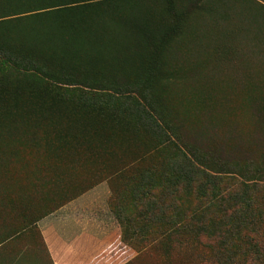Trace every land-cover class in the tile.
Wrapping results in <instances>:
<instances>
[{
  "label": "rangeland",
  "instance_id": "374dc122",
  "mask_svg": "<svg viewBox=\"0 0 264 264\" xmlns=\"http://www.w3.org/2000/svg\"><path fill=\"white\" fill-rule=\"evenodd\" d=\"M28 1L22 0V6L35 10L43 2L61 0L23 5ZM175 1H129L139 14L160 17L165 26L175 19L181 27L174 50L165 55L171 79L157 87L160 104L185 128L204 134L201 148L221 146L238 156H259L264 152V0H208L210 8L190 14L183 11V0ZM15 3L1 4L0 16ZM116 4L73 8L50 20L12 22L1 26L0 34L52 68L61 54L72 75L83 74L75 70L83 67L84 73L116 77L122 70L133 71L147 56L142 38L123 24L122 16L81 20L59 40L47 38L57 37L62 26L81 16L109 12ZM0 77L7 93L0 113V232L29 225L36 230L38 219L81 198L71 210L94 220L100 240L104 236L110 243L111 264H204L203 248L149 246L139 237L143 227L138 223L131 226L135 237L130 235L109 185L117 160L95 132L104 133L107 123L83 109L82 89L53 85L39 75L35 80L4 64ZM263 168H253L261 169L256 177L260 191L252 194L258 210L264 202ZM116 187L124 193L130 185L121 181ZM260 257L256 264H264V248Z\"/></svg>",
  "mask_w": 264,
  "mask_h": 264
},
{
  "label": "trees",
  "instance_id": "16d2710c",
  "mask_svg": "<svg viewBox=\"0 0 264 264\" xmlns=\"http://www.w3.org/2000/svg\"><path fill=\"white\" fill-rule=\"evenodd\" d=\"M5 1L1 0L0 5ZM17 1L10 12L0 16V27L21 20H50L73 8L117 2L109 12L86 14L65 24L57 37L40 36L59 40L81 20L122 16L123 24H128L145 43L146 58L138 61L133 71L125 69L111 78L103 73H84L83 67H75L83 74L72 75L67 72L69 65L61 54L55 58L56 68H52L43 58L25 54L15 46V40L0 34V64L25 72L35 80L39 75L53 85L82 89L83 109L105 118V132L96 129L95 132L108 147L107 152L117 160L109 185L117 200V213L130 235L135 237L131 226L138 223L143 227L137 231L142 243L149 246L175 243L192 252L203 248L206 251L200 259L204 264L260 262L264 248V202L258 210L257 198L252 194L260 191L256 177L261 169L253 168L264 167V152L254 157L238 156L221 146L205 150L201 148L204 134L185 128L160 104L157 87L171 79L170 60L165 55L169 49L174 50L181 32L176 24L179 21L172 19L165 26L160 17L139 14L129 6L130 0H61L54 5L46 1L35 10L22 6V0ZM183 2L185 14L211 7L208 0ZM32 3L38 2L29 0L23 5ZM3 80L0 77V113L7 99ZM70 99L71 96L65 102ZM231 167L240 170H230ZM121 181L130 185L129 191H117L116 184ZM192 192L196 197L194 204Z\"/></svg>",
  "mask_w": 264,
  "mask_h": 264
},
{
  "label": "crops",
  "instance_id": "0c3cea01",
  "mask_svg": "<svg viewBox=\"0 0 264 264\" xmlns=\"http://www.w3.org/2000/svg\"><path fill=\"white\" fill-rule=\"evenodd\" d=\"M74 201L38 219L36 230L0 232V264H111L109 241L92 218L72 211L81 198Z\"/></svg>",
  "mask_w": 264,
  "mask_h": 264
}]
</instances>
